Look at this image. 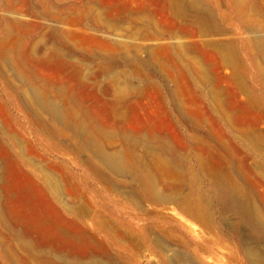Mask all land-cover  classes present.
<instances>
[{
  "label": "rangeland",
  "instance_id": "374dc122",
  "mask_svg": "<svg viewBox=\"0 0 264 264\" xmlns=\"http://www.w3.org/2000/svg\"><path fill=\"white\" fill-rule=\"evenodd\" d=\"M0 206V264H264V0H0Z\"/></svg>",
  "mask_w": 264,
  "mask_h": 264
},
{
  "label": "bare ground",
  "instance_id": "6f19581e",
  "mask_svg": "<svg viewBox=\"0 0 264 264\" xmlns=\"http://www.w3.org/2000/svg\"><path fill=\"white\" fill-rule=\"evenodd\" d=\"M89 9V8H88ZM91 11V10H90ZM179 13V15H183V10L182 8L180 7L179 10L177 11ZM33 13V12H32ZM83 13V11H82ZM85 13V12H84ZM177 13V14H178ZM80 14V13H78ZM80 16V15H79ZM82 17L84 16V14L81 15ZM86 17V15H85ZM83 19V18H81ZM35 100L37 103L41 104V105H45V102L43 100V98L41 99V97L39 98V96H36L35 97ZM53 110V113L55 116H58L59 115V111L57 108H52ZM97 155L98 157L102 160V162L107 166L109 167V169H112L113 171L115 172H119V173H122L125 171V166H124V163L122 162L121 158L118 157L117 155H112V154H106L105 151H103L102 149H98L97 151ZM44 173V172H43ZM46 174V173H45ZM30 178V177H29ZM48 178V177H47ZM49 179V178H48ZM51 181V186H48L49 188H51L52 191H54L57 195L60 196L61 198V188L60 186H58V183L55 181V179H50ZM29 181V180H28ZM53 185V186H52ZM155 188V186L153 187ZM45 192V191H44ZM161 198L164 199L163 196H161V194L159 195ZM63 199V198H62ZM172 202V201H171ZM253 209V208H252ZM246 211V209H244ZM258 211V209H257ZM256 209L252 210V217L251 219L248 221V225H251L253 228H254V233L255 235H261V234H264V218L262 217V215L259 213L260 211L257 212ZM249 219V218H247ZM0 223L1 225L6 229L8 230L9 232V235H10V238L14 241V242H17L18 246L17 248H19V250L23 252H27L29 251L30 254L34 255H39L40 254V250L42 247H40V250L39 248L35 247L34 244L28 239L29 237H27V234H25L24 232H22L20 229L18 230L17 228L11 226L7 220V217L4 213V209H2V207L0 206ZM247 225V226H248ZM19 226V225H18ZM12 248V247H11ZM13 250V249H12ZM10 250V251H12ZM43 250V249H42ZM16 254V253H15ZM8 256V255H7ZM10 256H11V261H15V257H14V253L13 251L10 253ZM24 257V256H23ZM22 257V259H23ZM7 258V257H6ZM20 260L22 262H24L25 264V258L22 260L21 259V256L19 257ZM59 259L61 261H63V258L60 256ZM253 259V258H252ZM179 260V258H178ZM177 261V260H176ZM257 262V261H256ZM255 262V258L252 260V263H256ZM17 263V262H16ZM66 263L68 264H78V262L76 261H66ZM11 264V263H10ZM18 264V263H17ZM259 264V263H258Z\"/></svg>",
  "mask_w": 264,
  "mask_h": 264
}]
</instances>
